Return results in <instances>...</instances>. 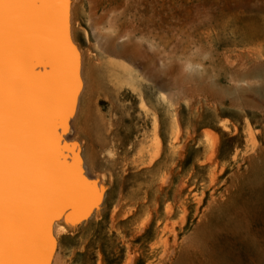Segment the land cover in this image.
<instances>
[{
  "label": "rangeland",
  "instance_id": "1",
  "mask_svg": "<svg viewBox=\"0 0 264 264\" xmlns=\"http://www.w3.org/2000/svg\"><path fill=\"white\" fill-rule=\"evenodd\" d=\"M71 16L105 85L69 141L106 194L58 224L52 264H264V0H71Z\"/></svg>",
  "mask_w": 264,
  "mask_h": 264
},
{
  "label": "snow or ice",
  "instance_id": "2",
  "mask_svg": "<svg viewBox=\"0 0 264 264\" xmlns=\"http://www.w3.org/2000/svg\"><path fill=\"white\" fill-rule=\"evenodd\" d=\"M68 0H0V264H46L47 223L87 196L78 169L55 162L52 122L71 108ZM54 67L36 77L31 66Z\"/></svg>",
  "mask_w": 264,
  "mask_h": 264
},
{
  "label": "bare ground",
  "instance_id": "3",
  "mask_svg": "<svg viewBox=\"0 0 264 264\" xmlns=\"http://www.w3.org/2000/svg\"><path fill=\"white\" fill-rule=\"evenodd\" d=\"M69 8V1L63 5V20H62V30H63V39L65 42L66 47L71 49V53L73 54V63H74V73H73V79H72V98H71V108L69 111L66 112V119H63L62 124L60 122H52V124L48 127V133L50 136L55 140V149H54V156L56 155V152H59L61 150L59 146V138L61 137V140L64 141L63 143V150L65 153H69L70 159L72 160V167L73 169H78V178L83 182V185L85 186L87 190V196L86 198L82 201L81 205L76 208L68 209L65 208L63 210V215L65 216V224L66 221L71 223V222H76L80 221V219L85 218L88 216L90 213H92L93 209L98 207L101 201V195L102 192L99 191L97 193L95 188H89L86 187L85 181H83V178L81 176V170H82V165L85 166L86 164L84 163L83 157L80 154V150L78 149V145L76 146L75 142H70V130L72 125V121L74 119V116L80 111L81 108V102L86 95V105L89 106L91 102L93 101L94 97L96 95L101 94L104 90V85L105 81L102 79L100 76L99 70L97 68L93 67L91 70L87 73L84 71V57L83 53L79 51L76 47L78 46L75 38V33H74V18L69 14L68 12ZM69 14V15H68ZM129 22V21H128ZM112 24V23H111ZM135 24V23H134ZM145 28V26H144ZM125 30V29H124ZM152 33V32H151ZM153 34V33H152ZM143 37V35H142ZM143 39V38H142ZM143 41V40H142ZM140 42H138L139 44ZM119 44V43H118ZM140 45V44H139ZM79 48V47H78ZM109 49V48H108ZM127 50V49H126ZM121 51V50H120ZM126 52V51H125ZM110 54V53H109ZM149 56V55H148ZM150 57V56H149ZM138 62V61H137ZM136 63V62H135ZM150 66V65H149ZM30 71L32 74H34L36 77H45L51 75L52 72L55 71L54 67H47L43 63H36L31 66ZM149 73V72H148ZM87 75V78H86ZM104 77V75H103ZM260 79V78H259ZM159 80L156 82L158 83ZM170 83V82H169ZM161 84V83H160ZM104 114V113H103ZM75 120V119H74ZM129 121V120H128ZM98 122V121H97ZM110 124V123H109ZM115 125V124H114ZM74 126V125H73ZM76 127V125H75ZM108 127V126H107ZM75 130V128H74ZM107 130V128H106ZM139 130V129H138ZM58 131H60V137L58 136ZM116 131V130H115ZM114 133V131H113ZM136 133V132H135ZM112 134V133H111ZM108 135V134H107ZM134 135V134H133ZM74 136V135H73ZM127 136V135H126ZM110 137V136H109ZM129 138V137H128ZM77 138H75L76 140ZM121 139V138H120ZM126 139V138H125ZM66 140V141H65ZM72 140V138H71ZM117 141V140H116ZM120 141V140H119ZM78 142V141H77ZM114 142V141H113ZM128 142V141H127ZM126 142V143H127ZM122 143V142H121ZM125 143V142H124ZM125 143V144H126ZM120 145V144H119ZM112 146V145H111ZM119 147V146H118ZM83 148V147H82ZM112 148V147H111ZM124 149V148H123ZM100 150V149H99ZM119 150V149H118ZM101 151V150H100ZM104 152V151H103ZM106 155V154H105ZM66 155V159H67ZM82 158V159H81ZM248 162V161H247ZM90 165V164H89ZM61 166V165H60ZM87 172L94 176L88 168L86 169ZM104 170V169H103ZM263 174V173H261ZM99 180V178H97ZM113 184V183H112ZM111 184V185H112ZM105 185V184H104ZM103 185V186H104ZM186 185V184H185ZM184 185V186H185ZM182 186V185H181ZM105 187V186H104ZM241 190V189H240ZM239 190V191H240ZM249 193V192H248ZM259 195V194H258ZM263 195V194H262ZM260 199V197H258ZM262 198V197H261ZM264 198V195H263ZM262 198V199H263ZM258 199V200H259ZM238 210V209H237ZM197 212V211H196ZM62 215V214H61ZM223 215V214H222ZM220 219V218H219ZM214 221V220H213ZM70 226V225H69ZM68 226V227H69ZM224 226V225H223ZM222 226V227H223ZM233 226V225H232ZM59 228V227H58ZM218 229V228H217ZM240 229V228H238ZM63 230V229H62ZM54 231L58 232L61 231V229L58 231L57 227L54 228ZM57 233V234H58ZM236 233V232H235ZM195 235V234H194ZM241 235V234H240ZM244 237V236H243ZM246 237V236H245ZM254 238V237H253ZM235 239V238H233ZM242 239V237H241ZM247 239V238H246ZM228 246V245H227ZM199 248V247H198ZM217 249V248H216ZM215 249V251H216ZM221 249V248H220ZM219 250V249H218ZM214 251V250H213ZM226 252V251H225ZM224 252V253H225ZM207 253V252H206ZM227 253V252H226ZM233 254V253H232ZM256 254V253H255ZM254 254V255H255ZM259 254V253H258ZM50 255L48 258L47 256ZM47 256H44L43 258L46 261V264L50 262L51 259V254L49 252ZM204 255V254H203ZM261 255V254H259ZM229 256V255H228ZM254 257V256H253ZM260 257V256H259ZM50 258V259H49ZM193 258V257H192ZM197 258V257H196ZM195 258V259H196ZM211 258V257H209ZM217 259V258H216ZM257 259V258H256ZM261 259V257H260ZM49 260V261H48ZM194 260V259H193ZM192 260V262H193ZM196 261V260H195ZM223 261V260H222ZM215 262V261H214ZM226 262V259L225 261ZM261 262V261H260ZM204 263V262H203ZM223 263V262H222Z\"/></svg>",
  "mask_w": 264,
  "mask_h": 264
},
{
  "label": "water",
  "instance_id": "4",
  "mask_svg": "<svg viewBox=\"0 0 264 264\" xmlns=\"http://www.w3.org/2000/svg\"><path fill=\"white\" fill-rule=\"evenodd\" d=\"M68 1H69L68 12H69V14H71V0H68ZM76 47H77V49H78L77 51L79 53V51H81V50H80V48H78L79 46L76 45ZM58 136L60 137V131H58ZM59 141H60L59 142V146H60L61 150L59 152H56L55 162L58 165L66 166L69 169H73V167H72L73 163H72V160L70 159L69 153H65L63 148H62L64 141L61 140V137L59 138ZM66 155L69 156V157H67V159H66ZM82 166L83 167H82V170H81V176L83 178V181L86 182L85 183L86 187L89 188L90 190H91V188H95L97 193L99 191H101L102 192L101 201H100V204L98 205V207L93 209L92 213H90L85 218L80 219V221L73 222L70 225L71 229L78 228L80 225L86 223L97 212H99L100 209L102 208V205H103L104 200H105V194H106L105 187L101 184V182L97 178L91 176L87 172V170H86L84 165H82ZM63 214L64 213H62V215L56 216L55 218L51 219L47 223V231H46V235L44 236V240H45V245H46V248H45L46 255L45 256H47L49 254V252L51 254V259L49 258L50 262L48 264H52L53 263L54 257H55V255L58 252L59 242H58V238H57L56 233H55L56 231H54V228H56L58 226V224L64 222L65 216ZM49 256L50 255H48L47 258Z\"/></svg>",
  "mask_w": 264,
  "mask_h": 264
},
{
  "label": "trees",
  "instance_id": "5",
  "mask_svg": "<svg viewBox=\"0 0 264 264\" xmlns=\"http://www.w3.org/2000/svg\"><path fill=\"white\" fill-rule=\"evenodd\" d=\"M66 238V237H65ZM61 246H64V242L63 241H61ZM104 256H105V254H104ZM110 262H108L107 261V259H106V256H105V264H109Z\"/></svg>",
  "mask_w": 264,
  "mask_h": 264
},
{
  "label": "clouds",
  "instance_id": "6",
  "mask_svg": "<svg viewBox=\"0 0 264 264\" xmlns=\"http://www.w3.org/2000/svg\"><path fill=\"white\" fill-rule=\"evenodd\" d=\"M192 66L191 65H188L187 66V70H191Z\"/></svg>",
  "mask_w": 264,
  "mask_h": 264
}]
</instances>
